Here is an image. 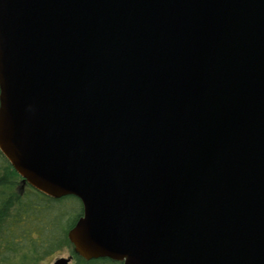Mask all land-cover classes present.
<instances>
[{
  "label": "water",
  "instance_id": "water-1",
  "mask_svg": "<svg viewBox=\"0 0 264 264\" xmlns=\"http://www.w3.org/2000/svg\"><path fill=\"white\" fill-rule=\"evenodd\" d=\"M0 150L87 260L264 264V0H0Z\"/></svg>",
  "mask_w": 264,
  "mask_h": 264
},
{
  "label": "trees",
  "instance_id": "trees-1",
  "mask_svg": "<svg viewBox=\"0 0 264 264\" xmlns=\"http://www.w3.org/2000/svg\"><path fill=\"white\" fill-rule=\"evenodd\" d=\"M83 211L74 195L53 198L24 182L0 150V264H40L73 246L68 232ZM74 264L123 262L77 254Z\"/></svg>",
  "mask_w": 264,
  "mask_h": 264
},
{
  "label": "rangeland",
  "instance_id": "rangeland-1",
  "mask_svg": "<svg viewBox=\"0 0 264 264\" xmlns=\"http://www.w3.org/2000/svg\"><path fill=\"white\" fill-rule=\"evenodd\" d=\"M69 256H72L71 264H74L77 253L73 246L63 249L62 251L56 253L51 258L42 261L40 264H52L59 257H69Z\"/></svg>",
  "mask_w": 264,
  "mask_h": 264
}]
</instances>
